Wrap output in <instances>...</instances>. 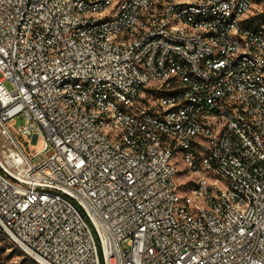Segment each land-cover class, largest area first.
I'll return each mask as SVG.
<instances>
[{
  "label": "built area",
  "instance_id": "obj_1",
  "mask_svg": "<svg viewBox=\"0 0 264 264\" xmlns=\"http://www.w3.org/2000/svg\"><path fill=\"white\" fill-rule=\"evenodd\" d=\"M0 136L36 264H264V0H0Z\"/></svg>",
  "mask_w": 264,
  "mask_h": 264
},
{
  "label": "rangeland",
  "instance_id": "obj_2",
  "mask_svg": "<svg viewBox=\"0 0 264 264\" xmlns=\"http://www.w3.org/2000/svg\"><path fill=\"white\" fill-rule=\"evenodd\" d=\"M241 25H245V22H242ZM5 87L10 90L11 85L9 82H4ZM24 123V118L18 116L15 119L14 125L11 130L15 131L19 129L21 125ZM3 138L0 136V156L4 155L3 152ZM7 148V146H4ZM33 150H39L42 148V144L38 143L36 145H32ZM53 153V148L51 145H48V151L37 158L32 159L33 163H39L40 161L46 159L49 155ZM0 264H36L31 258H29L26 254H24L18 247H16L13 243H11L6 237L0 236Z\"/></svg>",
  "mask_w": 264,
  "mask_h": 264
}]
</instances>
